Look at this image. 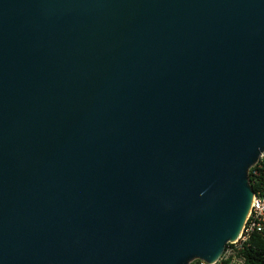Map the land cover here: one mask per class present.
Listing matches in <instances>:
<instances>
[{
    "label": "water",
    "instance_id": "obj_1",
    "mask_svg": "<svg viewBox=\"0 0 264 264\" xmlns=\"http://www.w3.org/2000/svg\"><path fill=\"white\" fill-rule=\"evenodd\" d=\"M264 151V0H0V264L216 262Z\"/></svg>",
    "mask_w": 264,
    "mask_h": 264
},
{
    "label": "built area",
    "instance_id": "obj_2",
    "mask_svg": "<svg viewBox=\"0 0 264 264\" xmlns=\"http://www.w3.org/2000/svg\"><path fill=\"white\" fill-rule=\"evenodd\" d=\"M249 174L253 180L260 176H263V180L257 190L254 191L250 209L239 235L234 241L227 243L220 258L211 264H248L242 253L244 247L248 246L253 235L264 233V151L254 165L250 167L248 177ZM197 264L208 263L198 260Z\"/></svg>",
    "mask_w": 264,
    "mask_h": 264
},
{
    "label": "trees",
    "instance_id": "obj_3",
    "mask_svg": "<svg viewBox=\"0 0 264 264\" xmlns=\"http://www.w3.org/2000/svg\"><path fill=\"white\" fill-rule=\"evenodd\" d=\"M262 180L263 176L253 180L251 178V174H249V181L254 191L257 190ZM242 253L244 254L248 264H264V233L253 235L248 243V246L244 247ZM197 262L198 260H195L190 264H197Z\"/></svg>",
    "mask_w": 264,
    "mask_h": 264
}]
</instances>
